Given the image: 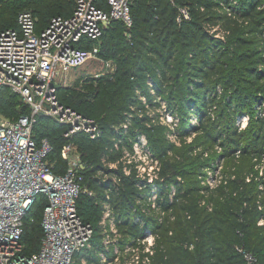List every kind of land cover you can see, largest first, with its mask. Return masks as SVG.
I'll return each instance as SVG.
<instances>
[{
  "label": "trees",
  "instance_id": "trees-1",
  "mask_svg": "<svg viewBox=\"0 0 264 264\" xmlns=\"http://www.w3.org/2000/svg\"><path fill=\"white\" fill-rule=\"evenodd\" d=\"M34 1L40 7L32 13L38 31L75 8L74 3L62 14L63 0ZM6 14L0 10V30L17 29L18 22L10 24L12 14L4 22ZM131 15V28L113 22L99 40L114 48L111 58L117 61L119 78L110 114L98 120L99 139H86L84 186L96 196L82 202L80 197L78 211L96 228L94 244L100 245L98 223L108 205L121 247L135 245L143 252L138 241L152 233L149 264H246L239 248L264 264V225H259L264 219V0H133ZM8 93L22 100L21 115L30 113V106L9 89L0 93V106L11 105ZM83 96H68L63 103L91 118ZM148 108L156 110L154 115ZM167 116L178 121L172 128L161 122ZM244 117L248 120L241 129ZM190 131L202 139L185 148L200 153L175 159L179 150L167 137L183 139ZM63 133L46 117L34 128L37 141L48 139L59 151L67 142ZM143 141V153L156 165L152 182L139 177V163L125 159V152L134 155L135 145ZM217 147L226 167L207 186L198 176L206 178L204 170L213 165L203 156ZM51 154L47 161L53 171L64 173L62 165H51ZM45 205L40 196L25 218L27 255L41 249Z\"/></svg>",
  "mask_w": 264,
  "mask_h": 264
},
{
  "label": "built area",
  "instance_id": "built-area-1",
  "mask_svg": "<svg viewBox=\"0 0 264 264\" xmlns=\"http://www.w3.org/2000/svg\"><path fill=\"white\" fill-rule=\"evenodd\" d=\"M132 3L133 0H75L71 15L54 16L41 31L29 11L18 15L17 29L0 30V93L9 89L30 106V113L17 120H0V264H113L125 259L124 255L130 256L133 264H149L152 233L138 241L145 245V257L139 256L135 245L121 247L122 236L108 205H104L98 223L101 248L94 244L96 228L78 211L87 162L75 160L72 152L74 138L79 134L99 139L100 125L60 104L54 86L58 69H76L93 59L94 51L83 45L99 41L113 22L132 26ZM182 14L188 18L185 11ZM40 117L55 118L66 126L62 158L70 167L64 173L54 172L47 161L52 150L49 140L35 138L34 128ZM114 149L119 151L120 146ZM137 150L139 144L135 145L134 155L125 152L128 163L139 158L142 152ZM109 167L116 168L117 164ZM89 195L96 196L93 190ZM40 196L46 199L41 249L27 255L22 242L25 218ZM259 225H264V219ZM238 251L246 264H257L252 253L241 248Z\"/></svg>",
  "mask_w": 264,
  "mask_h": 264
},
{
  "label": "rangeland",
  "instance_id": "rangeland-1",
  "mask_svg": "<svg viewBox=\"0 0 264 264\" xmlns=\"http://www.w3.org/2000/svg\"><path fill=\"white\" fill-rule=\"evenodd\" d=\"M42 2H47L50 0H41ZM57 1V0H54ZM63 7L61 8V11L59 13H69L70 7H74L75 0H63ZM26 5V6H23ZM16 7H19V9H16ZM8 7V8H7ZM15 8V9H14ZM40 9V7L35 4L34 0H0V10H5L7 12V17H5L4 22L8 21L10 19V16L12 14V23L11 26H15L17 23L18 15L24 11H29L31 13H36L35 10ZM13 12V13H12ZM58 12V11H57ZM52 16H49L51 19ZM39 19V18H38ZM40 20V19H39ZM9 23H5L4 25H10ZM3 25V26H4ZM133 25V24H132ZM1 26V27H3ZM126 26V24H125ZM132 26H126L127 29L131 28ZM117 34H120L122 31V28L117 29ZM127 35V34H125ZM102 40L97 43H92L91 50L94 51V57L91 59L88 63H86L84 66L76 68V69H70L67 71H64L63 69H58L57 76L54 80V86L56 88V98L57 101L65 107H70L63 103L64 99H68V96H77L78 93H82L83 96V106L88 107L90 109V115H92V119L98 122V120L104 116H107L110 114L111 108H112V99L116 98L114 93L113 86L117 85L119 75H117V61L111 58L112 53H114V48H108L107 45H102ZM8 93L7 98L10 99L11 105H2L0 106V120L3 119H16L19 115L22 114L23 110V102L22 100L12 95L9 96ZM91 95V96H90ZM23 99V98H22ZM24 100V99H23ZM17 109L16 113L12 114V110ZM164 109V108H163ZM159 111V110H157ZM156 110L148 108V113L150 115H154ZM58 115V114H54ZM48 118V117H47ZM52 119L54 122H56L62 131L66 130V126L60 124L55 118H49ZM248 117H244L242 119H239L242 123L241 129H245V126L247 124ZM161 122L163 125H170L172 128V123H177L178 121H173V118L171 116H167L166 118H162ZM194 125L197 123V121H193ZM48 125H50L51 128L55 126L52 122H48ZM59 130V128H55ZM193 131H190V136H187L183 139H178L176 136L170 135L168 136V140L173 141L176 144L177 149L179 150L177 154L174 156L175 159H178L180 157V154H187L190 155V150H186V146L192 145L193 141H196V143H199L202 139V134H192ZM47 133V131H46ZM53 133V132H52ZM58 135V133H56ZM85 134H79L77 135V139L74 140V150L72 152V157L77 160L80 159L82 161L87 162V159L89 158V154L85 152V146L87 144V140L89 137H84ZM85 138V139H84ZM90 139V138H89ZM88 139V140H89ZM91 140V139H90ZM51 142V141H50ZM62 145V144H61ZM147 143L144 141L142 145H140V151L142 153H139L137 156L139 158H136V160L133 159V161H136L139 163L138 169H139V177L141 179H148L149 177L155 176V169L156 165H152L150 158L145 156L143 154V148L146 147ZM52 147V154L49 158V162L51 165H62V172L66 171L70 167V163L62 158V148L61 152L59 149L57 150L58 144L55 143V145L51 144ZM55 147V150L54 148ZM63 147V146H62ZM201 150H198L196 153H200ZM196 153L192 154V157H196ZM221 150L219 147L212 150V152L208 153L207 155L203 156V159H209V162L213 165V168L206 169L204 172L206 173V178H200L198 176V180H202L205 183H207V186H210L212 183L214 185L215 181L217 180V177H220V172L225 169L226 163L222 161L221 158ZM59 155H61L62 163L59 158ZM57 158V160H55ZM211 165V166H212ZM264 166V164L262 165ZM59 167V166H57ZM60 171V170H59ZM185 181V179H184ZM92 190L85 186L83 193L81 194V202L82 200L88 201L92 198L89 193ZM91 196V197H90ZM88 203V202H86ZM95 203V202H94ZM89 205H94L93 202H89ZM94 207V206H93ZM95 219L96 217H92ZM100 238V237H99ZM101 241V238L100 240ZM147 245V242H146ZM142 246L145 245L142 243ZM97 248H101V242ZM144 252V251H143ZM143 252L139 251V256H142ZM125 259H129L125 263V259L121 260L119 263H113V264H128L131 261L130 256L124 255ZM131 264L133 262L131 261ZM257 264H259V261L257 259Z\"/></svg>",
  "mask_w": 264,
  "mask_h": 264
}]
</instances>
